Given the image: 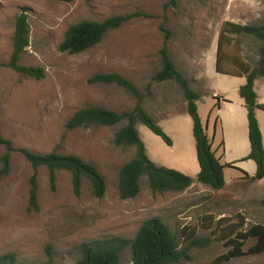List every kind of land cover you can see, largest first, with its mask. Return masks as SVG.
Wrapping results in <instances>:
<instances>
[{"label": "rangeland", "instance_id": "obj_1", "mask_svg": "<svg viewBox=\"0 0 264 264\" xmlns=\"http://www.w3.org/2000/svg\"><path fill=\"white\" fill-rule=\"evenodd\" d=\"M174 2L0 0V135L15 148L9 171L0 180V257L14 254L15 264H76L81 243L108 236L131 239L145 220L153 218L169 225L178 236L184 227L197 225L204 215H211L214 221L241 216L246 227L264 225V180L232 178L225 181L221 190L195 181L184 191L159 193L150 189L144 174L138 195L121 199L118 172L134 157L135 147L116 146L113 139L126 121L70 131L65 127L75 111L87 106L117 112L134 109L136 98L125 88L115 83L88 82L96 73H118L137 87L142 95L141 107L173 142L172 146L167 145L137 123L154 161L172 168L189 163L193 157L197 162L192 119L179 85L174 80L152 81L161 64L159 51L165 43L190 87L201 93L199 111L205 125L208 101L204 98L211 92L220 27L224 21L264 25V0ZM22 11L28 14L29 45L21 56V64L43 69L41 79L22 75L6 65L13 51L15 17ZM135 12L146 16L108 31L99 44L84 52L68 54L58 49L64 32L74 23ZM161 27L169 33L168 37ZM229 37L231 42H223L220 50L221 69L236 73L241 71L237 65L256 67L262 42L243 33ZM211 126L209 121L208 134ZM21 148L40 153L57 150L92 163L105 178L104 196L95 197L86 178L80 194L75 195L67 170L56 171L52 190L48 170L41 166L36 176L38 209L31 208L29 180L33 169L19 151ZM5 150L0 144V157ZM196 235L209 238V242L190 248L188 257L175 264H264V252L215 263L230 247L211 228L198 227ZM180 242L181 246L185 244ZM255 243V238H249L244 251ZM120 264H131L129 250L123 252Z\"/></svg>", "mask_w": 264, "mask_h": 264}, {"label": "trees", "instance_id": "obj_2", "mask_svg": "<svg viewBox=\"0 0 264 264\" xmlns=\"http://www.w3.org/2000/svg\"><path fill=\"white\" fill-rule=\"evenodd\" d=\"M59 2H72L73 0H56ZM175 3L174 0H171ZM146 16L135 12L130 14L112 15L104 20H81L70 25L64 32L63 39L58 49L68 54H79L99 44L105 34L119 28L126 22L136 17ZM162 31H165L161 27ZM166 37L169 33L165 31ZM243 33L252 35L262 42L259 49L260 58L256 67H237L241 71L232 72L234 75H246V82L239 88V95L247 108L248 130L250 140V153L247 158L256 163V172L249 176L250 180H264V147L262 135L255 116L256 110L264 111V103L257 101L254 83L257 77L264 76V25H241L230 21H224L218 35V51L216 55V71L223 73L221 69L220 50L223 42L230 43L229 35ZM13 51L6 64L12 70L36 79L44 76L43 69L21 64V56L29 45L28 14L20 12L15 17L14 33L12 38ZM160 68L152 77V81L161 83L174 80L187 102V113L192 119V134L195 140L196 158L199 171L195 177L184 174L174 168L158 165L153 162L146 153V147L141 139L136 124L146 126L151 132L158 135L167 145H172L171 138L166 134L157 121L141 107L142 95L137 87L127 78L118 73H96L88 82L112 84L125 88L135 98L136 105L132 111L117 112L107 108L87 106L73 113L65 127L68 131L77 128H87L93 125L113 126L123 121L114 135V145L134 146V157L124 163L118 172V194L121 199L134 198L140 192V178L146 174L148 184L152 191L181 192L190 187L195 181L214 190H221L225 186L224 169L231 167V163L222 164L212 149V141L208 136L206 125L201 121L198 112L197 101L201 93L190 87L189 80L180 72L171 59L166 44L159 51ZM0 144L5 147V153L0 157V180L7 175L11 153L14 151L13 143L0 135ZM223 144V142H221ZM24 158L31 164L33 174L29 180V206L38 209L37 202V169L45 166L48 170L49 183L52 190L55 188L56 171L67 170L71 174L73 192L80 194L82 180L88 179L97 198H102L106 190L104 176L95 165L73 154H61L57 150L48 153H40L27 148L19 149ZM211 228L212 232L230 247V250L217 257L214 262L228 261L245 254H259L264 252V225L255 224L245 226L244 218L236 219L220 218L214 221L211 215H204L197 225L184 227L178 236L169 225L157 218L145 220L131 239L120 236H108L104 239H96L81 243L79 247L80 257L76 264H120L122 254L129 250L131 264H175L188 257L187 251L195 246L207 244L209 238L198 237L197 228ZM249 238H255L256 243L244 251V245ZM181 241L185 244L181 246ZM48 261H53L52 250L49 247ZM0 264H15L14 254L7 253L0 257Z\"/></svg>", "mask_w": 264, "mask_h": 264}, {"label": "crops", "instance_id": "obj_3", "mask_svg": "<svg viewBox=\"0 0 264 264\" xmlns=\"http://www.w3.org/2000/svg\"><path fill=\"white\" fill-rule=\"evenodd\" d=\"M222 69L223 73L216 71L215 59L214 75L210 81L211 92H209L210 95L208 97L204 98V101H208L205 105V111L207 112L205 125L208 131V122H212V131L208 136L211 138L212 149L216 157L219 158L222 164L231 163V167L224 169V178L227 181L232 178L245 177L244 172L249 176H253L256 172V163L252 159L247 158L250 153L247 108L239 95V88L245 84L246 75H234L232 74L233 71ZM254 90L257 94V101L264 103V76L256 78ZM201 100L202 97L197 101L199 115ZM255 116L264 147V111L256 110ZM143 142L147 156L155 162L151 149L144 140ZM174 169L195 177L199 171V165L198 161L196 162L193 157L189 163L185 161L180 164L179 168ZM229 170L231 171L230 173H228Z\"/></svg>", "mask_w": 264, "mask_h": 264}]
</instances>
